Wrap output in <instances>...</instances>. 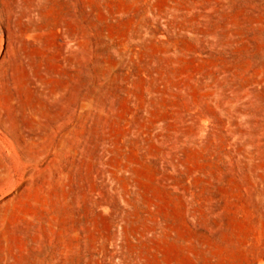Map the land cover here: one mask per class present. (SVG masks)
<instances>
[{"label":"rangeland","instance_id":"374dc122","mask_svg":"<svg viewBox=\"0 0 264 264\" xmlns=\"http://www.w3.org/2000/svg\"><path fill=\"white\" fill-rule=\"evenodd\" d=\"M0 264H264V0H0Z\"/></svg>","mask_w":264,"mask_h":264}]
</instances>
